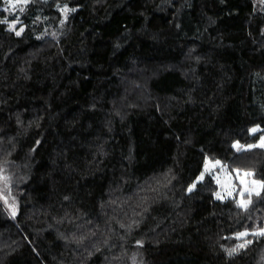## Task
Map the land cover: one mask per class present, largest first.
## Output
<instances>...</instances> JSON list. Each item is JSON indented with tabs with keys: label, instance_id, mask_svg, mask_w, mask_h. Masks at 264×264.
Segmentation results:
<instances>
[{
	"label": "trees",
	"instance_id": "16d2710c",
	"mask_svg": "<svg viewBox=\"0 0 264 264\" xmlns=\"http://www.w3.org/2000/svg\"><path fill=\"white\" fill-rule=\"evenodd\" d=\"M16 14L19 35L0 19V174L17 205L0 201V264H264V187L241 207L238 189L217 197L219 171L198 180L211 160L264 185V147L241 148L264 134V0Z\"/></svg>",
	"mask_w": 264,
	"mask_h": 264
},
{
	"label": "rangeland",
	"instance_id": "374dc122",
	"mask_svg": "<svg viewBox=\"0 0 264 264\" xmlns=\"http://www.w3.org/2000/svg\"><path fill=\"white\" fill-rule=\"evenodd\" d=\"M29 1L30 0H27V2H25V0H4V2L0 4V19H4L9 24L11 29L21 33L24 29V25L21 24V20L19 19L20 17L17 16L16 12L21 10L23 5L25 6ZM13 5H15V7H13ZM65 18L66 15H64L63 20ZM253 129H255V131H253ZM253 129V133H258L262 130L260 127H254ZM262 144H264V134L261 135L256 144L242 146L241 148H252L254 146L264 147L261 146ZM211 171L220 172V197H224V195H232L238 189L239 201L244 206L249 203L250 197L253 194L260 192L262 189L261 181L257 180L250 171L236 170L235 173L231 175L226 172L220 162L211 160L206 161L203 173L200 175L198 180H202L204 175ZM246 173H248V175H246ZM234 179H236L237 183L234 182ZM0 201L9 214L17 209V205L9 192V177L3 173L0 174Z\"/></svg>",
	"mask_w": 264,
	"mask_h": 264
},
{
	"label": "snow or ice",
	"instance_id": "6c2138e0",
	"mask_svg": "<svg viewBox=\"0 0 264 264\" xmlns=\"http://www.w3.org/2000/svg\"><path fill=\"white\" fill-rule=\"evenodd\" d=\"M25 2H27V0H25ZM13 7H15V5H13ZM3 22H5V21H0V23H3ZM13 27H14V26H13ZM21 31H22V29H21ZM16 34L19 35L20 32H16ZM253 131H255V129H253ZM261 146H264V144H262ZM236 147H237L238 149L240 148L239 145H237ZM246 175H248V173H246ZM261 186L264 187V185H261ZM256 194L259 195V192H257ZM217 197L220 198V194H219V193H217ZM240 206L243 207L244 205L241 204ZM13 214H14V213H13ZM240 235L243 236V235H246V234H245V233H241ZM241 247H243V245H241Z\"/></svg>",
	"mask_w": 264,
	"mask_h": 264
}]
</instances>
